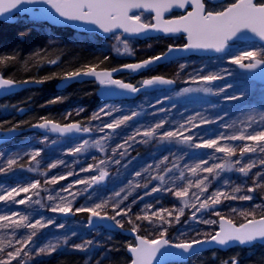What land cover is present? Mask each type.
Wrapping results in <instances>:
<instances>
[{"label":"rangeland","instance_id":"1","mask_svg":"<svg viewBox=\"0 0 264 264\" xmlns=\"http://www.w3.org/2000/svg\"><path fill=\"white\" fill-rule=\"evenodd\" d=\"M36 29L51 44L72 45L68 43L76 44L77 41H81L89 52L98 57L103 58L114 52L119 54L120 51H124L123 43H117L115 37L111 40L102 41L93 35L72 37L66 32L56 33L51 27L45 25L36 26ZM120 38L126 42L122 37ZM129 43L128 46L131 51L134 43ZM117 48L120 49L119 52L116 51ZM250 50L258 51V47L252 46ZM150 51L153 50L150 49ZM181 65H184L183 69H181ZM227 66L229 65L211 61H180L171 72L173 81L177 85L171 91L143 94L133 100L103 103L88 113L83 107L78 106L63 111L62 119L72 122L84 121L83 125L90 129L91 136L65 139L29 133L20 140L0 148V167H6L7 160L12 158H17L18 165H23V167L14 166L6 174L0 173V194L13 187H23L34 181L40 182L38 195L27 194L32 196V201L28 204L0 202V215L19 212L28 216L29 222H35L37 219L44 222L55 221L47 228L37 232L33 238V244L30 245L32 258L26 259L24 264H40L42 261L50 263L64 255L79 257L81 259L80 264H85V262L97 264V261L100 264H114L111 256V232L119 231H110L104 227L91 229L88 225L90 214L88 212H76L75 209L91 207L96 203L107 201L108 207L105 211L111 216L114 215L112 212L113 205L127 195L129 191H131V195H128V199L120 204V209L131 208V212L127 217L118 216L117 220L124 223L123 229L131 230L133 224L127 223L128 219L131 218L133 223L138 226L136 233H142L143 235L140 236L148 239L157 238L163 229L146 221H136V215H143L145 212L151 214V212L161 209H184V215L179 223L173 222L171 226L164 225V228H167L165 238L172 243L180 242L181 239H202L204 233L217 231L219 218L213 214L216 211L233 222L238 219H246L241 213H250L251 215L247 218H251L252 215L255 216L262 212L264 209V188H257L252 193L247 192V188L254 186L252 181L256 178L255 174H264V164L260 163L264 159V152L258 150L256 153H248L243 157L237 152V155L231 157V162L234 163L239 159L241 163L235 165L231 171L220 172L215 178L208 176L205 172L193 176L188 169L197 163L207 160L208 163L204 167H208L216 163H223L226 157L223 153H217L212 149H197L190 144L175 140L161 142L158 138L148 139L136 135L137 131L142 132L160 122H163L164 126L158 130L159 133L179 129L181 124H184L186 128H191L187 122L193 117L197 124H200L202 120L212 121L211 123L200 124L199 127L185 132V135L193 136V144L209 139H220L221 136L238 135L242 132L248 134L264 128V85L249 81L246 77L239 75L231 66H229V70H226ZM224 68L225 71H223ZM210 74L222 78L212 83H203L199 80L200 77ZM194 79L197 82L193 83ZM184 89H192V91L184 92ZM203 89H210V91ZM233 96L239 98L231 99ZM101 108L105 109V112H111V115L100 113V119L92 120V116L100 112ZM5 109V112L8 113L13 110V108ZM132 113H137V115L114 132L107 128H104V131L99 130L115 119ZM106 136L108 139H104ZM130 137H135V139H129ZM97 140L101 141L102 150L93 146ZM125 140L128 141L125 144L127 151L121 157L119 153L123 152L124 149H118V146L124 144ZM145 140L147 142H140ZM84 141H88L85 149L81 153L71 155V150ZM221 143L239 149L245 142L222 140ZM247 143L251 144L252 142L248 141ZM113 149H118L115 155H113ZM35 150L41 152V156L37 158L38 163L37 161L30 162V156L26 155V153ZM165 157H167V164H162L161 161ZM100 160H105L107 163L100 164L99 167L104 168L109 173L101 185L91 189L93 185L88 187L76 183L78 180L89 179L98 175V168L91 172H85L82 169L89 165L95 166ZM115 160H120V163H114ZM59 161H63V163H58ZM253 162L256 163V167L247 177L235 170ZM52 163H57V168L51 169ZM173 164H177L179 167L165 175L163 185L158 180L151 179L152 176L164 175L165 169L172 167ZM158 165L159 169H157ZM29 168L33 170L29 171ZM146 168L148 169L147 172L144 171ZM69 172H72L73 175L68 176V179L60 181L58 184L45 183L52 176H67ZM137 172H140L141 176H137ZM181 172L184 173L183 179L179 178ZM205 176H208V180L205 181L208 184V191L200 193L193 186L187 197L189 207H184L183 201L178 200L171 192L161 191L146 195L155 186L166 189L173 186V181H175V187L186 186L190 181L195 185L199 179ZM145 183L148 184L147 188L143 187ZM257 183L264 184V178L257 179ZM135 184H140L141 187L133 188L132 186ZM236 187H240L241 191L234 192ZM65 188H70V192L75 195H70L69 192L64 191ZM215 191H223L236 197L250 195L253 199L250 201L238 198L223 200L221 204L212 209L196 213V209L191 207L193 203H197L198 206L196 196H199L200 201H202ZM117 192H120V196H116ZM50 196L53 199H49ZM24 197L25 194L22 193L17 197V200ZM62 197L72 201L73 213L64 215L50 210L61 203ZM193 213H196V220L192 219ZM169 219L172 218L169 217ZM197 220H211L217 221V223H198ZM113 223L115 225L114 221ZM60 224H63L64 227L60 228ZM181 233L184 235L181 236ZM197 233L200 235L198 236ZM27 234V229H18L13 232L10 229L0 228V243L7 244L9 240L15 243L16 238H22ZM65 239L68 241L66 245L63 243ZM86 240H92L94 245L89 246L85 252L73 250L74 245L83 244ZM51 244L59 245L55 253L50 256L35 255L39 248ZM10 250L11 248L5 249V251ZM13 264H17V262L14 261Z\"/></svg>","mask_w":264,"mask_h":264},{"label":"snow or ice","instance_id":"2","mask_svg":"<svg viewBox=\"0 0 264 264\" xmlns=\"http://www.w3.org/2000/svg\"><path fill=\"white\" fill-rule=\"evenodd\" d=\"M42 4L47 5V9H41L39 13L33 9L21 7L22 5H36ZM51 9L52 11H48ZM173 10H180V14L175 15L173 18H166L165 14L172 13ZM19 13H31L34 17H44L50 19L53 23L62 24L64 22H71L73 27H80L83 25H91L94 28L88 29V31H94L98 29L101 33L108 35H115L117 32L126 35H142L149 32H159L164 35H177L183 34L186 37V43L176 47L169 45L167 51L153 55L147 59L142 60L138 63L123 64L118 68L105 69L101 67L100 63H85L78 68L67 71L62 74H54L45 76L43 79L35 80H24L21 83H36L44 84L51 80H63L72 81L84 77L94 78L101 86L106 88L121 89L130 93H137L141 88L134 86L131 83H126L120 79H115L113 73L129 70L131 72H137L142 69L149 68L151 65L157 62L163 61L168 58L170 53L176 51H212L215 53H223L229 49L231 42L240 40L248 41L250 38L258 39L261 44V51L249 50L244 51L242 54L236 55L230 60V63L238 65L240 68L253 69L261 64H264V0H228L224 3L223 0H0V17H4L6 14ZM54 13V14H53ZM143 13L152 14L150 19H145ZM79 22V23H76ZM117 43H123L124 52L131 54L128 43L123 42L120 36L115 37ZM120 51L119 48L116 49ZM16 58L13 56H6L0 58V66L7 65L14 61ZM107 57H105V60ZM244 61H250L245 64ZM51 64H56V60L49 61ZM184 65H181L183 69ZM222 77L218 75H206L199 78L203 83H212ZM193 83L197 82L195 79ZM174 81L171 79H165L162 76H154L150 79H144L142 81V87H150L153 85H170ZM17 87V82L11 78H4L0 75V91L9 90ZM204 91H210V89H203ZM184 92L192 91V89H184ZM239 97L233 96L231 99H238ZM59 99L52 100L50 103H58ZM100 113L105 115H111V112H105V109L101 108L100 112L95 113L92 116V120L100 119ZM137 113L131 115H125L121 118L115 119L113 122L104 125L103 128L99 129L104 131V128L110 129L113 132L125 125L129 120H132ZM193 117L187 123L191 125V128H186L184 124L180 125L179 129L168 130L163 133H159L158 130L163 128V122L156 123L154 127H150L144 131H137L136 135L143 136L145 138H158L161 142L163 141H179L181 143L190 144L192 147L197 149H212L217 153H223L226 159L223 163H216L208 167H204L208 163L207 160L197 163L194 167L188 169L193 176L199 175L201 172H205L208 176L215 178L222 171H231L235 165L241 163L237 159L234 163L231 162V157L239 155L243 157L248 153L264 152V128L260 130H254L251 133L244 134L243 132L238 135L221 136L220 139H209L200 143L193 144V136L185 135V132L191 131L192 128L199 127L200 124L211 123L212 121L202 120L200 124L194 122ZM17 126H13L9 131L15 132ZM31 128L41 129L61 135L69 133L89 132L90 129L82 127L79 123H68L61 125L52 120L41 118L39 122L31 123ZM104 139H108L106 136ZM129 139H135L130 137ZM222 140L230 141H242L245 142L237 149L236 147L228 144H222ZM251 141L252 143H247ZM142 143L147 142L140 141ZM128 141L125 140L124 144H120L118 149H124L120 152L121 157L124 156L127 149L125 144ZM88 145V141H84L78 147L71 150V155L81 153ZM98 149H101V141H95L93 145ZM118 149H113V155H115ZM30 156V162L37 161V158L41 156L39 150H35L31 153H26ZM38 163V161H37ZM58 163H63L59 161ZM105 160H100L95 166L89 165L87 168H83L82 171L91 172L94 169H99V174L90 177L89 179H81L76 181L78 184L87 185L91 187L94 184H99L105 180L109 175L108 171L104 168H100V164H106ZM114 163L119 164L120 160H115ZM162 164H167V157L161 161ZM264 164V159L260 161ZM14 166L23 167L18 165V159L12 158L7 160L6 167H0V173H7L13 169ZM57 163L50 165L51 169L57 168ZM151 167V166H149ZM179 165L173 164L172 167L165 169L164 175L152 176V180H158L161 185L165 183V175L173 172L174 168H178ZM256 167V163H247L235 170L247 177L252 169ZM159 169V165L157 166ZM32 171V168L28 169ZM145 172L148 171L146 168ZM73 175L69 172L67 176L59 175L52 176L46 180V184H58L60 181L68 179V176ZM137 176H141L140 172L136 173ZM208 176L199 179L195 185L190 181L186 186L175 187V181L173 186L168 188H162L161 186H155L146 195H152L161 191L171 192L178 200L183 201L184 207H189L187 197L189 190L195 186L200 193L208 191V184L205 183L208 180ZM252 181L253 187H248L247 192L252 193L257 188H264V184H258L257 179L264 178V174L257 173ZM180 179L184 178V173H180ZM133 188L141 187L140 184H135ZM143 187L147 188L148 184L145 183ZM40 182L34 181L28 183L23 187H13L5 190L0 194V202L5 204H19L25 205L32 201V196L27 195L29 193H39ZM64 191L69 192L70 195H75L70 192V188H65ZM123 191V189H122ZM241 188L236 187L234 192H240ZM25 194V197L17 200V197L21 194ZM128 195H131V191L127 195L123 196L112 207L114 215L109 216L105 209L108 207V202L96 203L91 207H81L75 209L76 212H88L90 214L89 224L92 223V219L99 220H111L115 222V225L121 229L125 227L121 220H117L118 216L127 217L131 212V208L120 209V204L128 199ZM116 196H120V192L116 193ZM241 199L250 201L253 199L250 195H244L236 197L229 195L223 191H215L200 201L199 196H196L197 203L191 205L192 208L196 209V213L200 211H206L212 209L215 206L222 203L223 200L229 199ZM53 199V197H49ZM39 203V201H36ZM119 209V210H118ZM52 212H58L64 215L73 213L72 201L67 200L66 197L61 198V203L55 205L50 209ZM175 213V214H174ZM196 213H193L192 219L196 220ZM219 218L218 225L219 230L214 233H204L202 239L191 238L181 239L180 242L171 243L166 239L167 228L164 225L171 226L173 222L179 223L181 217L184 215V209H161L156 212H145L143 215H136L135 220L141 222H148L163 230L159 232L157 238L148 239L140 235H136L135 245H128L127 251L131 254L130 264H153L156 260L157 253L161 252L162 248H172L178 250V252H163L162 257L168 256H180V254H191L194 249L203 246L205 244H216L219 246H227L229 244L248 245L256 242L264 243V215L256 218L252 215L251 219H247L250 213H241L246 217L245 222L236 225L229 218H226L216 211L213 213ZM169 217L172 219L170 220ZM198 223L205 224H216L217 221L211 220H197ZM55 223L53 220L44 222L41 219L35 220V222H29V218L26 215H22L19 212H12L10 214L0 215V228L10 229L15 232L18 229H27L28 234L22 238H16L15 243L9 240L7 244L0 243V264H13L14 261L17 264H24L26 259L32 258V252L30 245L33 244V238L37 235V232L41 229L47 228L49 225ZM128 224H133L131 229L132 232L138 231V226L133 223L131 218L127 221ZM60 228L64 225L60 224ZM74 235V234H73ZM184 234L181 233V236ZM199 236L200 233H197ZM65 245L68 243L67 239L63 242ZM92 240H86L83 244H77L73 246V250L85 252L89 246H93ZM58 244H51L45 247H41L35 253V255H46L50 256L55 253L58 249ZM6 248H11L10 251H5ZM180 256V260H182ZM87 264V262H85ZM97 264H100L97 261ZM157 264H168V261L161 259ZM179 264V262H178ZM227 264V262H225ZM231 264H239L238 258H232Z\"/></svg>","mask_w":264,"mask_h":264},{"label":"trees","instance_id":"3","mask_svg":"<svg viewBox=\"0 0 264 264\" xmlns=\"http://www.w3.org/2000/svg\"><path fill=\"white\" fill-rule=\"evenodd\" d=\"M36 23L21 21L15 24L0 23V58L13 56L16 59L7 65L0 66V73L5 78L16 82L24 80L43 79L45 76L62 74L72 71L85 63H100L102 68L112 66V59H101L83 48L67 45H53L37 32ZM56 60V64L49 61ZM58 80H51L42 84L40 88H32L18 93L10 98V105L26 108L28 113L24 117L5 116L4 107L0 106V127L9 129L13 126L29 127L31 123L39 122L41 118L64 122L61 114L75 105L92 109L97 103L92 84L74 85L65 91H57L55 84ZM59 99L58 103H50ZM264 215V209L255 215ZM252 218V217H251ZM247 218V219H251ZM246 219H238L240 224ZM215 232V231H214ZM213 232V233H214ZM111 256L114 264H129L127 246L133 243L122 232H111ZM139 235H143L140 233ZM232 258H238L240 264H264V246L256 245L250 248H233L227 252L211 251L191 258L184 264H224L231 263ZM81 259L76 256H63L59 259L40 264H80Z\"/></svg>","mask_w":264,"mask_h":264},{"label":"water","instance_id":"4","mask_svg":"<svg viewBox=\"0 0 264 264\" xmlns=\"http://www.w3.org/2000/svg\"><path fill=\"white\" fill-rule=\"evenodd\" d=\"M21 7L33 9L37 13H39V11L41 9H47V5H42V4L22 5ZM48 11H52V10L48 9ZM19 17H26L27 20L31 23L45 24V25H48L50 27H54V28H58V29H73V30H75L77 32H81V33L97 34L101 38H106L109 35H111V34L105 35V34L101 33L98 29H96L94 31H88V29L94 28V26H91V25H83L82 24L80 27H73L71 22H64L62 24H56V23H53L50 19L44 18L42 16L41 17H34L31 13L15 12L13 14H6L4 17H0V22L12 24V23L16 22V20ZM76 23H79V22H76ZM117 33H119V32H117ZM124 35L126 37H137L136 35H126V34H124ZM192 54H200V53H198L197 51H176V52L170 53L168 58H166L165 60L157 62L156 64L151 65L149 68L142 69V70L137 71V72H131L129 70H123V71L113 73V77H115L121 73H130L132 75H138V74H140L146 70H149L150 68H152L158 64H163L165 62H168V61H171V60H174L177 58H185V57H188ZM243 70L248 73L250 81L257 82L260 84H264V64H261L260 66L253 68V69L243 68ZM0 75H2V74H0ZM84 82H95L98 85L99 89L97 91V96L103 103L109 102V101L133 100V99H136L137 97H139L142 93H144L146 91L172 88L175 84V83H173L170 85H153L150 87H142L141 86V87H139V88H141V90L139 92L130 93V92H127V91H124L121 89L103 87L94 78L84 77V78H80V79L72 80V81L60 80L56 84V89L63 90L65 88L71 86L72 84L84 83ZM41 86H42V84H36V83L24 84L21 82H17V87H14V88L9 89V90L0 91V99L5 98L11 94H17V93H20L22 91L32 89V88H39ZM26 113H28V110H26V109L18 111L19 115H24ZM56 123H59V122H56ZM60 124L65 125L62 123H60ZM29 133H36V134H39L42 136H54V137L72 138V139L88 137L91 134L89 131L87 133H85V132H79V133L73 132V133L61 135L59 133H54V132L45 131V130H41V129L31 128L30 126L27 128H24V129L16 128L15 132L0 129V146H2L4 144H8V143L14 141L16 138L21 137L23 135H27ZM103 182H101L99 184H94L91 189H94L96 186L101 185ZM88 225L91 229H97L100 227H104L110 231L118 230V231L122 232L127 238L132 239L133 245L138 243L136 241V235H139L138 233H136V232L134 233L129 229H119L114 225L113 221H111V220H99V219L93 218L92 223L89 224V218H88ZM236 225H239V224H236ZM218 230H219V225H218L217 231ZM256 245L264 246V243L256 242V243L248 244V245H239V244L233 243V244H229L227 246H219V245H216L214 243L213 244H205L203 246H199V247L195 248L193 253H191V254H180V256L183 257L182 260H180V256L162 257L161 253H163L165 251L173 252V253L178 252V250H176V249L162 248L161 252L157 253L156 260H154L153 264H157V262L160 261L161 259L167 260L168 264H178V262H179V264H184L187 261H189L191 258L198 256V255H202V254L207 253V252H211V251L227 252V251H229L233 248H237V247L250 248V247H253ZM127 255L130 259L131 254L128 251H127ZM238 262L240 264V261H238ZM129 264H130V262H129ZM227 264H231V263H227Z\"/></svg>","mask_w":264,"mask_h":264},{"label":"flooded vegetation","instance_id":"5","mask_svg":"<svg viewBox=\"0 0 264 264\" xmlns=\"http://www.w3.org/2000/svg\"><path fill=\"white\" fill-rule=\"evenodd\" d=\"M223 2L227 3L228 0H223ZM177 14H180V10H173L172 13L165 14V17L166 18H173ZM143 16H144L145 19H150L152 14L143 13ZM23 20L28 21L26 17H19L16 20V22H14L12 24H15L17 22H21ZM0 23H3V22H0ZM5 24H7V23H5ZM43 25H45V24H38L37 26H43ZM45 26H48V25H45ZM51 28L56 33L66 32L67 34H71L72 37H75V36H84L85 37V36L93 35L96 38H98L99 40L102 39V41H107V40H111L113 37L120 36V37H122V39L124 41H126L128 43L129 42L134 43V47L130 51L131 54L124 53V51H120L119 54H116V52H114L111 55L107 56V58H111L112 61H113L112 66H110L108 68H105V69H109V70L111 68L121 67L123 64L141 62L142 60L147 59V58H149V57H151L153 55H159V54L167 51V48H168L169 45H173V46L179 47V46H181V45L186 43V37L183 34H180L179 36H177V35H164L163 33H159V32H149L147 34H142V35H139L137 37H126L124 34L119 32V33H116L115 35L111 34V35H109L106 38H101L97 34L81 33V32H77V31H75L73 29H58V28H54V27H51ZM68 44H72V45H67V44H64V43H62L61 45H67V46H73V47H77V48H83V49L88 51V49L85 48V46H83V42L81 43V41H77L76 44L75 43H68ZM261 44H262V42H260L258 39H255V38H253V39L250 38L248 41L237 40V41L231 42L229 49H227L223 53H215V52H212V51H197L200 54H192V55H190L188 57H185V58H177V59L165 62L163 64H158V65L150 68L149 70H146V71H144V72H142V73H140L138 75H132L130 73H121V74L115 76L114 78L115 79H120V80H122V81H124L126 83H131V84H133L136 87H141L142 86V81L144 79H150V78H152L154 76H162L165 79L174 80L171 72L173 71V68L176 66V64L178 62H180V61H211V62H217L218 64L219 63L220 64H227V65L231 66L232 69H235L238 72L239 75H242V76L246 77L250 81L248 73L245 72L243 70V68H240L238 65H235V64H232V63L228 64V63L236 55L242 54L244 51H249L252 46L253 47H258V51H261ZM53 45H56V44H53ZM150 49H152L153 51H150ZM262 54H264V53H262ZM99 58L105 59V57H103V58L99 57ZM249 62L250 61H244L245 64H247ZM229 66H227L226 70L230 69ZM223 71H225V68H224ZM59 81L60 80H58L56 82V84ZM84 83H88V84H92L93 85L96 97L98 98V96H97V91L99 89L98 85L95 82H84ZM84 83H75V84H72L71 86L81 85V84H84ZM56 84H55V89H56ZM262 85H264V84H262ZM71 86H69V87H71ZM176 86L177 85L175 83V85L172 88L146 91V92L142 93L141 95L150 94V93H156V92H160V91H171V90L175 89ZM69 87H67V88H69ZM67 88H65L63 90H58V89H56V90L57 91H65ZM14 95H16V94H11V95H9V96H7L5 98L0 99V106L4 107V114L7 117H9V116H18L20 118L24 117L27 113L24 114V115H19L18 111L26 109V108H20L17 105H14V104L10 105L9 104L10 98L13 97ZM109 102H111V101H109ZM105 103H107V102H105ZM102 104H103V102L98 98V103L90 110L86 106L83 107L81 105H75V106H72V107H76V106L83 107L86 110V112L88 113L91 110H93L94 108H96V107H98L99 105H102ZM5 108H9V109L13 108V110L8 113V112H5V110H6ZM68 108H70V107H68ZM57 122H59V121H57ZM78 122H79V124L82 127H84V125H83L84 121L82 122V121L79 120ZM78 122H75V123H78ZM68 123H74V122L65 121L64 120V122L62 124H68ZM24 128H27V127H20L19 129H24ZM0 129L9 130L11 128L5 129V128H1L0 127ZM90 133H91V131H90ZM91 135H92V133L90 134V136ZM23 137H24V135L21 136V137L16 138L14 141L20 140ZM65 139H67V138H65ZM68 139H72V138H68ZM74 139H77V138H74ZM14 141H12V142H14ZM12 142H10V143H12ZM10 143H8V144H10ZM8 144H4V145L0 146V148L6 146Z\"/></svg>","mask_w":264,"mask_h":264}]
</instances>
